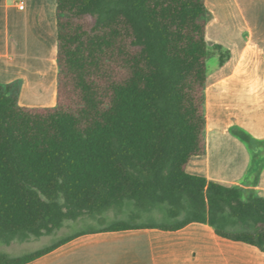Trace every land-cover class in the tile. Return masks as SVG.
<instances>
[{
	"label": "trees",
	"instance_id": "1",
	"mask_svg": "<svg viewBox=\"0 0 264 264\" xmlns=\"http://www.w3.org/2000/svg\"><path fill=\"white\" fill-rule=\"evenodd\" d=\"M206 0H56V104L19 103L0 83V244L50 235L65 220L159 209L166 221H116L61 236L0 264H25L92 231L206 223L264 251V197L186 171L205 153L210 46ZM264 164V138L232 127Z\"/></svg>",
	"mask_w": 264,
	"mask_h": 264
},
{
	"label": "crops",
	"instance_id": "2",
	"mask_svg": "<svg viewBox=\"0 0 264 264\" xmlns=\"http://www.w3.org/2000/svg\"><path fill=\"white\" fill-rule=\"evenodd\" d=\"M206 6L208 44L221 45L229 57L208 72L206 149L186 171L264 197V164L252 163L250 149L231 132L238 127L264 138V0H206ZM56 49V0H0V83L20 80L21 105L56 104ZM25 264H264V251L191 222L175 230L84 233Z\"/></svg>",
	"mask_w": 264,
	"mask_h": 264
},
{
	"label": "rangeland",
	"instance_id": "3",
	"mask_svg": "<svg viewBox=\"0 0 264 264\" xmlns=\"http://www.w3.org/2000/svg\"><path fill=\"white\" fill-rule=\"evenodd\" d=\"M216 57H212L208 65L210 69L215 65ZM116 221L126 223H153L166 221L159 209L147 210L142 207H135L131 202H126L120 210L111 209L99 215H82L75 220H65L63 227L50 235L31 237L26 241H14L10 246L0 244V250H9L13 253L21 254L43 247L60 238L77 231L96 229L104 224Z\"/></svg>",
	"mask_w": 264,
	"mask_h": 264
},
{
	"label": "built area",
	"instance_id": "4",
	"mask_svg": "<svg viewBox=\"0 0 264 264\" xmlns=\"http://www.w3.org/2000/svg\"><path fill=\"white\" fill-rule=\"evenodd\" d=\"M19 7H21V8H22V7H23V5H20Z\"/></svg>",
	"mask_w": 264,
	"mask_h": 264
}]
</instances>
